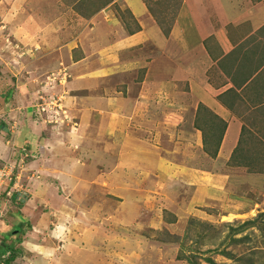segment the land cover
<instances>
[{
	"label": "rangeland",
	"instance_id": "obj_1",
	"mask_svg": "<svg viewBox=\"0 0 264 264\" xmlns=\"http://www.w3.org/2000/svg\"><path fill=\"white\" fill-rule=\"evenodd\" d=\"M41 1L0 2V169L5 174L0 193L12 186L35 203L27 206L38 208L18 214L13 200L1 206L0 252L10 244L20 250L10 264H190L187 257L199 264H209L207 258L264 264V178L245 181L247 169H236L243 177L232 183L233 166L252 165L250 158L244 160L245 148L264 160V140L252 133L227 161L219 155L220 122L202 110L204 153L199 164L185 163L189 172L199 169L196 183L184 179L180 168L163 167L171 162L181 167L184 161L180 130L190 126L195 86H200L186 60L209 54L234 78L241 76L227 72L229 59L239 65L232 71L259 64L262 69L264 17L252 24L258 12L252 5L264 7V0H247L246 11V0H142L153 18L146 30L139 29L123 0H90L92 14L100 9L122 22L120 28L98 23L104 44L100 32L91 35L95 43H86L95 23L82 26L73 19L71 0ZM21 18L18 30L12 23ZM122 31L139 34L140 43L127 58L119 55L133 43L121 41ZM80 48H86L88 59L74 66ZM112 65L122 68L105 73ZM209 84L216 97L214 83ZM79 104L94 112L90 120L83 111L72 115ZM33 118L41 133L39 150L35 146L31 154L22 145ZM253 128L264 133L260 125ZM53 144L60 159L50 153ZM50 177L60 180L43 185ZM22 211L30 219H21Z\"/></svg>",
	"mask_w": 264,
	"mask_h": 264
},
{
	"label": "crops",
	"instance_id": "obj_2",
	"mask_svg": "<svg viewBox=\"0 0 264 264\" xmlns=\"http://www.w3.org/2000/svg\"><path fill=\"white\" fill-rule=\"evenodd\" d=\"M17 1H19V0H17ZM49 1L52 2V0H48L47 2L45 0L44 1L42 0L41 3L45 5ZM0 2H3L5 4H8V3L12 4L13 1L11 2V0H0ZM70 2H72V3H70V5L76 6V9L74 7L69 8L70 12H73L71 16L73 19L75 17V20L80 25L85 26L86 24L88 25V24L95 23V25L93 26L94 29L92 26L90 27V29H92L91 31H93V32L88 34V36L86 38H84L86 43H88L90 41H93V43H95L96 35H95L94 39L91 35L94 32L95 33L100 32L101 26L98 23H101L105 20V23L107 24V26H110L111 28L117 27L119 24L121 25V23H122L119 19L113 20V18L109 17V15L106 16L107 13L101 12L100 9L97 10V13L92 14V12H91V10H92L91 4L92 3L90 2V0H71ZM122 4L125 8H127V10L128 9L130 10L132 17H133V20L136 22L139 29H140V27H142V28H144V30H146L147 25L150 26L151 22L153 21V18H151V16L149 15L150 14L149 9H148L147 5H145L142 0H123ZM16 5H18V4H16ZM247 5H248V2L246 0L245 11L247 10ZM68 7H70V6H68ZM80 7L84 8L85 12L82 9H80V11H79ZM252 7H254V9L256 8L258 10V12L256 14L252 15V16H255L254 18H252V24H253L255 22H260V20H257V21L255 20L256 17H258L259 19H263L261 17H264V7L262 5H256V6L252 5ZM87 11L89 14L87 13ZM104 11H106V10H104ZM79 16H81V17H79ZM0 17H1V19H0V23H1V22H3V17H2V15ZM101 18H103V19L100 20ZM23 21H25V19L21 18L20 23H18V24L12 23V24L18 25V30H19V28L23 27L20 25ZM108 23H110V25H108ZM1 24H3V23H1ZM1 27H3V26H1ZM118 27L120 28V26H118ZM104 32H100V34H99V36L101 38L103 37V40H104L102 44L106 43L105 42V40H106L105 36L106 35L104 34ZM122 34H124V36H126L124 38H121L122 42L131 41L133 43L132 44L133 48L131 49V51H124L123 53H121V55H119L121 58H127V53H129V52L135 53V49H137V47L135 45H139V43H140L139 42V34H134V33L130 34L129 33V35L127 36V33L125 34L123 31H122ZM253 39L254 38H250L249 42H252ZM117 41H119V40H117ZM80 49H81L80 51H82V52L79 53L80 55H78L77 61L75 60V62L72 63L74 66L80 65V63H84L88 59L86 57V53H87L86 48H80ZM103 54H105V53H103ZM116 56H118V55H116ZM10 57H11V59H13L12 58V57H14L13 52H11ZM105 57H106V55H105ZM260 57H261V54H260ZM190 59L192 61L186 60V62H188V66L190 67L193 74L195 75V78H197V82L198 83L200 82L199 83L200 86H195L196 87L195 88L196 93L193 94L195 97V102L192 101V105L194 106V110H193V112H191V117L186 122V123H190V126H187V128L185 130H183L184 127H182L181 128L182 130H180L179 138L182 139L181 143H180V149H181L180 151L182 153V157H183L184 161L182 162L181 167H179L180 165L175 164L174 162H171V163H173V165L172 164H164L163 167L165 168V166H167V167L173 168L175 170L180 168V170H177V171L179 172L180 175L183 176L184 179L195 180V183H196V180H197L198 175H199L198 173H196V171H198L199 169L198 170L192 169L194 171L189 172L188 170H190V168H192V167L185 166V163L186 162H188V163L195 162L194 166L199 164L201 153H202V155L204 153V150L202 149V139H200L202 131L195 127V122L198 118L197 115H198L199 105H204L211 112H213L219 118H221L223 120V122L226 123V128H225V131L223 134V139H222L223 141L221 143V150L219 152V155L221 156V158L227 159V161H230V157H232V155L234 154V151L237 149V147L241 143H243L246 138L249 139L251 137L252 133H254V132L256 134L254 139H258L260 141L264 140V137H263L264 133L258 131L256 128L255 129L253 128L254 126H259V125L261 128H264V66L262 67V69H260L262 65L260 66V64H259V68L255 67V68H251L249 70H247L243 67V68H240V71L237 72V71H232V70L236 69V67H238L239 65L235 66L234 63H231L230 59H229L228 64H226V66H225V68L228 67L227 72L241 76V77L234 78L233 76L232 77L225 76L226 74H224L220 70L221 67L219 68V66L217 65V62H213V59L211 58V56L209 54L207 55V57H205L204 55L198 54V56L196 58H190ZM133 60H130V62H132ZM211 61H212V65L210 64ZM186 62H185V66H183V69H185V67L186 68L188 67V66H186ZM117 66H119V65L108 66L105 69V71L104 70L103 71L105 73L106 72L109 73L110 71H113L115 69L122 68V66L121 67L119 66L120 68H117ZM218 70L220 72L217 75L216 72H218ZM103 71H101V72H103ZM124 72H132V71L127 69ZM186 72H188V71H186ZM214 72L216 73V75ZM100 73H94L91 75H95L96 78L98 77L99 79H103L105 77V76L103 77V75H105V74H100ZM220 73H223V75H219ZM120 76H122V74ZM211 76H212V78H211ZM202 79L204 81H206V83H205L206 85L207 84L210 85L209 82L214 83L215 88H216L215 93L217 94L216 97H213L210 94L212 92V90L210 89V88H212L211 85L210 86L207 85L210 88L206 87L204 82H202ZM144 83L145 82L143 80L141 82V85H144ZM139 102L145 103V100L142 99V101L139 100ZM71 106H74V105H72V103H71ZM76 107H77V109L76 108L75 109L77 111L74 112V114H72L73 116L77 115L83 111L84 116H85V114L88 113V115H87V116H89L88 120H90L91 119L90 115L94 114V112H91V110H89V108H87V105L82 106L79 104ZM28 109H30V108H27V110ZM25 112H27V111H25ZM183 112L188 113V111H186V110H184ZM203 113H204V111L201 112V114H203ZM27 114H28L27 116L29 118L32 117L31 113H27ZM133 114H134V117H133V119H134V118H136V116H135L136 113H134V111H133ZM109 115H110V113H109ZM178 115H180V114H178ZM95 116H96V114H95ZM185 119L186 118L183 114L182 119L180 121L183 122V124H184ZM38 123L36 122V120L34 118H33V121H31L29 119L28 126L30 127L31 131L28 132V129H27L26 132H24V133H26L25 134L26 137L24 138L22 148L24 151L27 150V152L29 151V153H31V154H33L35 146H38V150H39L38 144L40 143L39 142V140H40L39 134L41 133V128L39 127ZM25 127H27V126L26 125H24V127L22 126L23 129ZM20 135H22V134H20ZM77 138H78V136H77ZM45 141H46V139H44V142ZM192 141H194V142H192ZM131 144H132V148L139 150V148L135 145V143H131ZM42 145H44V147H45V146H47V143L46 144L44 143ZM153 145L154 144L152 143L149 145V147L152 148ZM50 146H52V145L50 144ZM50 146H49L50 153L54 154V151L56 149H58V147H56L57 145H55V144H53V147H50ZM262 146L264 148V144ZM258 147L261 148L260 145ZM41 148H42V146L40 147V149ZM154 149L155 148H152L151 153H153L155 151ZM248 149L249 148H245L244 160H246V158H250V160L252 161V165L246 163L245 161L239 162V164L232 167L233 172L236 169L241 170V169L245 168L249 172V173H246L244 175V177H246L245 181L250 179V177H254L255 180H257V179L260 180L259 177L262 176L264 178V173H263V171H264V160L261 159L260 157L252 156ZM42 150H47V148H43ZM156 152L157 151H155L154 153H156ZM158 153L161 154V150H158ZM194 154H196V157L194 156ZM26 155H27V153H26ZM153 155L157 156V154H153ZM54 156H56V158L60 159L58 157V155L54 154ZM37 158L41 159L40 156ZM161 158H162L164 163H166L165 161L168 160V158L164 155ZM155 159H158V158H155ZM37 160L30 162V164L31 163L35 164V162ZM23 161H24V159H23ZM153 162H154V164H157V165L161 164L160 162L155 161V160L152 161V163ZM168 165H170V166H168ZM172 171H174V170H172ZM49 172H50V170H49ZM44 177H46V176H44ZM57 177H59V176H57ZM240 177H243V176L237 175L236 171H235V175L232 177V183L236 184L238 182V180L241 179ZM55 179L60 180L58 178L50 177L49 182L46 181V178H43V180H41V182L43 185L50 187L51 184L52 185L57 184L55 182ZM51 181L54 183H51ZM259 182L254 181L255 185L257 186V189H258V187H261V183L258 185ZM262 184L264 186V181ZM24 201H26L25 205H26L28 210L30 207L31 208L35 207L31 204H30V206H27L33 200L29 199V200H24ZM33 204L35 205V203H33ZM35 210H36V207H35ZM33 232H35V230L30 231V233H33Z\"/></svg>",
	"mask_w": 264,
	"mask_h": 264
},
{
	"label": "trees",
	"instance_id": "obj_3",
	"mask_svg": "<svg viewBox=\"0 0 264 264\" xmlns=\"http://www.w3.org/2000/svg\"><path fill=\"white\" fill-rule=\"evenodd\" d=\"M202 110L209 111L210 113H212L213 118L216 119L218 122H220V125H221V128H222L221 135L218 138V142L220 143L222 138H223V134H224V131H225V128H226V123L223 122V120L221 118H219L216 114L211 112L208 108H206L203 105H200V107L198 109V115L197 116L201 115ZM199 119H200V117L197 118L196 125L204 134V133H206V130H205L206 128H204L202 126L201 127L199 126V124H198L200 122ZM205 135H207V133ZM205 140H206V138H205ZM218 147H219V144L217 145V149H218ZM13 177H14V175H13ZM10 191H13V193L10 194ZM12 200H13L14 203L17 204V206L19 208L18 211H17L18 214H20V209L21 210H22V208L26 209V205L23 202L25 200V196L22 195V193L18 189L13 188L12 186H7L6 190L3 189L2 192L0 193V208H1V206L3 208H5L3 203L11 202ZM36 210H37V208H36ZM23 211H22V214L20 215L21 219H23V220L30 219L28 215H26V214L24 215L23 214ZM23 220H21V221H23ZM18 233L20 234V232H18ZM21 240H22V237H20L19 241H21ZM16 247H17L16 244H10V245L6 246L3 251L0 252V264L1 263L10 264V262H12L13 260H15L18 257V255L20 254V252H19L20 250H17L18 248H16ZM4 253H8V255H9L8 260H2V255H4ZM225 253L226 254H224V255H228L227 252H225ZM186 259H187V261L190 264H199L196 260H194V259H192L190 257H187ZM207 262H209V264H219V263L215 262L211 258H207Z\"/></svg>",
	"mask_w": 264,
	"mask_h": 264
},
{
	"label": "built area",
	"instance_id": "obj_4",
	"mask_svg": "<svg viewBox=\"0 0 264 264\" xmlns=\"http://www.w3.org/2000/svg\"><path fill=\"white\" fill-rule=\"evenodd\" d=\"M15 168V167H14ZM14 168H13V170H14ZM7 169V168H6ZM9 170H10V175H11V179H13V176H12V167H9L8 168ZM5 174H3V171L0 169V180H1V178H2V176H4ZM2 185H3V183L0 181V190H1V188H2Z\"/></svg>",
	"mask_w": 264,
	"mask_h": 264
}]
</instances>
